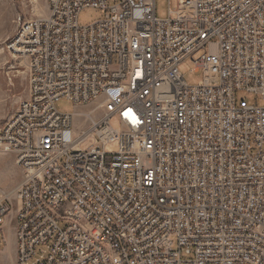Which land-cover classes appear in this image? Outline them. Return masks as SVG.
Segmentation results:
<instances>
[{
    "label": "built area",
    "instance_id": "1",
    "mask_svg": "<svg viewBox=\"0 0 264 264\" xmlns=\"http://www.w3.org/2000/svg\"><path fill=\"white\" fill-rule=\"evenodd\" d=\"M84 8L102 16L80 25ZM167 14L46 0L44 16L16 18L6 49L27 93L0 124V155L24 174L16 264H264V104L235 99L264 102V0H176ZM10 211L2 195L0 241Z\"/></svg>",
    "mask_w": 264,
    "mask_h": 264
},
{
    "label": "rangeland",
    "instance_id": "2",
    "mask_svg": "<svg viewBox=\"0 0 264 264\" xmlns=\"http://www.w3.org/2000/svg\"><path fill=\"white\" fill-rule=\"evenodd\" d=\"M155 13L157 18L167 17L168 7L174 8L176 6V0H154ZM46 13V0H0V124L4 118L16 107L20 99H23L27 93V79H26V67L25 61L14 58L6 49V44L16 29V18L29 19L37 16H44ZM102 16L99 10L93 8H84L78 14V23L80 25H86L90 22L99 19ZM197 54L194 55L196 58ZM179 70L183 73V79L188 85H196L203 78V71L201 69L194 70V64L192 60L186 59L182 61L179 66ZM236 101L245 100L250 105H263L264 102L259 96L249 94L244 91H237L235 93ZM95 104L91 103L81 108L91 109ZM55 107L60 112H72L74 106L70 101L66 99H60L56 102ZM94 114L99 115V112ZM108 123L114 129L120 128L119 120L117 116L109 118ZM93 142V139L89 138L81 144V148H86ZM116 145V141H111L105 146L106 151L112 150ZM264 151V148H263ZM6 156V155H4ZM0 156V179L7 180L11 183L14 180L21 182L24 179L23 171L17 168V172L13 170L11 165H7V162ZM13 165L14 157H13ZM9 173V175H6ZM8 191L0 186V198L2 195H7L9 203L11 205V211L8 217H11V237L14 238L13 226H14V211L16 204V197L14 191L10 194ZM64 222L60 221L59 226H64ZM7 229V228H6ZM8 231V229H7ZM5 237V239H4ZM8 232L3 235L0 241V264H16L14 247L9 244Z\"/></svg>",
    "mask_w": 264,
    "mask_h": 264
},
{
    "label": "crops",
    "instance_id": "3",
    "mask_svg": "<svg viewBox=\"0 0 264 264\" xmlns=\"http://www.w3.org/2000/svg\"><path fill=\"white\" fill-rule=\"evenodd\" d=\"M13 157L14 156L12 154H9V155L4 156L3 158L7 162V165H11V167L13 168V170L15 172H17L18 171L17 168L12 163L13 162ZM7 175H9V173H6L5 177ZM17 184H18V181H16V180H14V182L12 181L11 183H9V182H7V180H1L0 179V186L4 187L8 191L7 193H10V194L15 190V187L17 186ZM7 216H6V219H5L4 224L2 225V233H3V235L5 234V236H6V233L8 232V235H9V239H8L9 240V244H10V246H13L14 247V255H15V237L14 238L11 237L12 232H11V230H9V228H10L9 226L11 225V221H10L11 217H8L7 218ZM6 228L8 229V231H7ZM12 229H13V233H14V226H13ZM4 239H5V237H4Z\"/></svg>",
    "mask_w": 264,
    "mask_h": 264
},
{
    "label": "bare ground",
    "instance_id": "4",
    "mask_svg": "<svg viewBox=\"0 0 264 264\" xmlns=\"http://www.w3.org/2000/svg\"><path fill=\"white\" fill-rule=\"evenodd\" d=\"M95 112H99V110H95L94 113H95Z\"/></svg>",
    "mask_w": 264,
    "mask_h": 264
}]
</instances>
